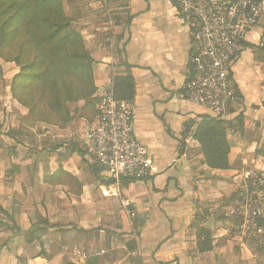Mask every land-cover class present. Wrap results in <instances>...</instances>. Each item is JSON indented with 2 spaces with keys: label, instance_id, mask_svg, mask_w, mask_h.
<instances>
[{
  "label": "crops",
  "instance_id": "crops-1",
  "mask_svg": "<svg viewBox=\"0 0 264 264\" xmlns=\"http://www.w3.org/2000/svg\"><path fill=\"white\" fill-rule=\"evenodd\" d=\"M87 1L104 10L88 37L97 92L132 76L135 137L152 173L116 182L93 165L80 144L84 119L9 128L10 116L0 134V264H264L251 246L261 242L237 235L232 214L242 173L264 174L262 54L246 48L232 67L241 97L227 120L230 168L211 169L193 139L208 114L185 96L191 40L174 4Z\"/></svg>",
  "mask_w": 264,
  "mask_h": 264
},
{
  "label": "built area",
  "instance_id": "built-area-1",
  "mask_svg": "<svg viewBox=\"0 0 264 264\" xmlns=\"http://www.w3.org/2000/svg\"><path fill=\"white\" fill-rule=\"evenodd\" d=\"M171 2L191 40L185 96L204 109L208 118L225 121L239 101L229 74L264 13V0ZM99 98L97 117L81 132V147L90 162L114 181L146 180L152 166L146 148L135 137L131 101L117 99L112 88ZM238 185L232 214L239 224L233 228L241 238L254 241L261 234L259 223L264 218V174L244 171ZM75 254L88 258L85 253Z\"/></svg>",
  "mask_w": 264,
  "mask_h": 264
},
{
  "label": "rangeland",
  "instance_id": "rangeland-1",
  "mask_svg": "<svg viewBox=\"0 0 264 264\" xmlns=\"http://www.w3.org/2000/svg\"><path fill=\"white\" fill-rule=\"evenodd\" d=\"M34 1L0 0V9L10 7L7 14L0 16V25H6L3 29L0 26V134L7 130L10 116L14 117V121L12 126L9 124V128H15V121L18 119H22L24 124L31 126L34 120L27 107L35 106L39 116L43 115L42 112L48 114L49 105L51 102L54 103L56 98L68 111L73 112L74 120H78L81 110L88 122L92 121L98 113L96 107L100 98L93 77L94 61L91 64V74L90 71L83 70L72 75L66 72L65 66L72 61L70 57L74 54L80 55L78 56L79 61H87L84 55L88 57L91 55L88 37L94 35L95 39L97 38L98 24L102 20L100 11L104 12V10L98 4L93 3L89 6L87 0H65L63 3H57L53 10L50 8L38 10L34 7ZM96 2L98 3L97 0ZM21 5L26 6L28 18L36 21L41 18L45 20V23L39 25L40 23L36 22L30 31H27L26 24L22 23L25 20L17 24L11 23L10 17L15 11L20 10ZM51 13H55L53 19ZM55 24H64L61 25L62 32L55 41L48 43L45 41V36L56 28ZM257 28L260 29L259 32H255L258 33L257 39L254 33L249 37L252 41L256 40L249 49L259 56L258 45L264 38V13L254 29ZM26 48L27 52L24 53ZM246 54L243 60L247 59ZM261 56H263L261 66L263 75L264 55ZM36 61L40 63L38 70L35 69L39 79L25 85H20L17 80L14 83L15 90L12 92V82L14 77L21 73L22 65ZM258 70V68H253V72H258ZM261 85L264 88V80ZM65 102L68 103L64 104ZM262 104L264 106V103ZM87 126L85 124L82 129L84 130ZM1 215L0 210V219H3ZM238 224L239 220L234 219L233 227L235 228ZM259 226L264 232V218L260 220ZM262 233L258 235L261 249L256 248L257 244H251V246L264 254V234ZM4 240L0 238V246ZM1 253L0 249V258L3 254Z\"/></svg>",
  "mask_w": 264,
  "mask_h": 264
},
{
  "label": "trees",
  "instance_id": "trees-1",
  "mask_svg": "<svg viewBox=\"0 0 264 264\" xmlns=\"http://www.w3.org/2000/svg\"><path fill=\"white\" fill-rule=\"evenodd\" d=\"M6 1V0H4ZM65 0H35L34 7L38 10H44L47 8H50L53 10L55 8V5L58 3H63ZM67 1V0H66ZM26 6L21 5L19 8L20 10L15 11L13 15L10 17L11 23H20L21 21L25 20L22 23L26 24L27 31L32 30L33 26L36 25L37 22L39 25H42V23H45V20L38 18V20H31L27 17V10H25ZM10 10V7L5 9H0V16H3L8 13ZM52 14V19L55 17V13ZM60 24H55L56 28L48 33L45 36V41L48 43H51L55 41L58 36L61 34ZM1 29H3L6 25H0ZM264 36V35H263ZM252 44L245 43L244 48H249ZM259 52L264 55V38L263 41L258 45ZM27 52V48L25 49V52ZM22 53V54H24ZM78 56L80 55H73L70 58H72V61L67 63L68 65L65 66L66 72L75 75L83 70L90 71L91 74V64H93V59L88 55H84V58L87 60L86 62H81L78 60ZM39 62L36 61L34 63H28L25 65H22L21 73L14 77V80L12 82V92L15 90L14 83L18 80L20 85H25L28 82L35 81L39 79L38 75H36V72L39 67ZM85 64V65H84ZM70 65V66H69ZM35 69H37L35 71ZM230 79L232 80L234 90L236 92V95L238 98H240V93L238 91L237 86L235 85V82L232 79V72L229 74ZM112 91L115 95V97L119 100H127L132 101L135 96V85L134 80L132 76L127 73L125 76H118V77H112ZM56 101V102H55ZM68 102H65L66 104ZM94 103V102H93ZM95 104V103H94ZM27 110L29 114L33 117L34 122H41L49 125H55L58 127H63L66 123L73 121V115L71 111L67 110L65 106H63L61 103H59V100L56 98L54 99V103H50L48 108V114L43 113V115H37L36 107H27ZM97 110V109H96ZM75 113V112H74ZM79 119L86 120L85 115L83 116L82 110L80 111ZM98 113L96 114L95 118L97 117ZM95 118L88 122V124H91ZM236 120L238 123H242L243 117L242 115H239ZM87 121V120H86ZM231 128L230 122L225 121H217L210 118H205L196 128L193 134V139L199 144L200 151L203 155V162L205 165H207L211 169L215 170H227L230 168V162H229V153H230V147L227 141V132ZM179 155H181V152H179ZM123 181V180H121ZM134 181V180H129ZM197 237L198 240L200 237L204 238L205 243L207 240L209 241V232L199 228L197 230Z\"/></svg>",
  "mask_w": 264,
  "mask_h": 264
}]
</instances>
